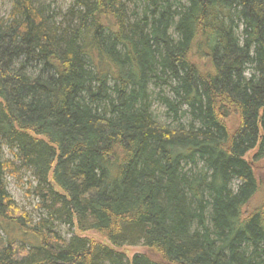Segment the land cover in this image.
<instances>
[{
    "label": "trees",
    "instance_id": "1",
    "mask_svg": "<svg viewBox=\"0 0 264 264\" xmlns=\"http://www.w3.org/2000/svg\"><path fill=\"white\" fill-rule=\"evenodd\" d=\"M263 160L264 0H71L62 16L12 0L0 17V264H264Z\"/></svg>",
    "mask_w": 264,
    "mask_h": 264
},
{
    "label": "rangeland",
    "instance_id": "2",
    "mask_svg": "<svg viewBox=\"0 0 264 264\" xmlns=\"http://www.w3.org/2000/svg\"><path fill=\"white\" fill-rule=\"evenodd\" d=\"M37 5L49 4L51 9H53L56 14L63 15L67 12L68 8L71 5V0H35ZM11 2L12 0H0V17H5L9 14L11 10ZM152 110L158 117L160 122L168 123V124H176L172 120V116L167 113L166 107L158 100L152 101ZM4 157L12 161L18 168H20V174L18 176L15 175H6V183L7 189L12 194L16 202L25 208V210L29 213V215L34 219L35 222L39 221L42 217L43 213L37 207L38 199L32 194L31 186L35 181L31 176V173L25 169L21 168V165L18 161L14 159V156L9 151L8 147H4ZM257 175L260 176L261 180L264 181V160L261 163V166L257 169ZM56 230L65 238L69 239L74 233L80 234V231L76 228H71L67 225H61L56 223ZM1 235L4 239H7V232L1 231ZM85 235H95V232L88 231L83 232ZM15 234V233H13ZM21 240L25 242V245L30 244V240L27 238L28 236H23L22 232L18 235ZM20 245L24 244L23 242L18 241ZM127 253L129 256H132L134 253L145 250V247L137 245L134 247L127 248Z\"/></svg>",
    "mask_w": 264,
    "mask_h": 264
}]
</instances>
